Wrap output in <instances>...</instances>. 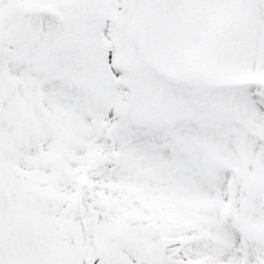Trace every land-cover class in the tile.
<instances>
[{"label": "snow or ice", "instance_id": "1", "mask_svg": "<svg viewBox=\"0 0 264 264\" xmlns=\"http://www.w3.org/2000/svg\"><path fill=\"white\" fill-rule=\"evenodd\" d=\"M0 264H264V0H0Z\"/></svg>", "mask_w": 264, "mask_h": 264}]
</instances>
